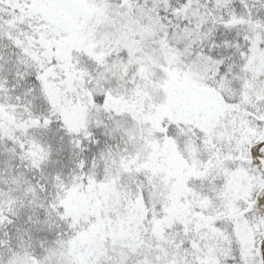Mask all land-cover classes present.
Here are the masks:
<instances>
[{
	"label": "snow or ice",
	"instance_id": "1",
	"mask_svg": "<svg viewBox=\"0 0 264 264\" xmlns=\"http://www.w3.org/2000/svg\"><path fill=\"white\" fill-rule=\"evenodd\" d=\"M0 264H264V0H0Z\"/></svg>",
	"mask_w": 264,
	"mask_h": 264
}]
</instances>
